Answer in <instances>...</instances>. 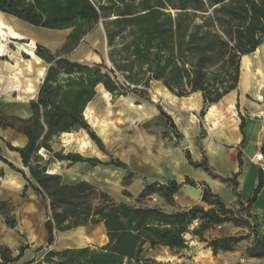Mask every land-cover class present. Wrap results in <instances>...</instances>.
<instances>
[{
    "label": "trees",
    "instance_id": "16d2710c",
    "mask_svg": "<svg viewBox=\"0 0 264 264\" xmlns=\"http://www.w3.org/2000/svg\"><path fill=\"white\" fill-rule=\"evenodd\" d=\"M0 13L36 28L71 31L57 54L37 45L36 54L49 67L37 97L28 103L30 116L0 111V129L27 140L24 148L9 144L8 149L20 155L30 173L26 181L48 203L47 245H54L57 232L100 225L108 240L102 247L51 248L43 259L30 264H164L148 253L164 248L178 254L188 249L189 233L204 241L203 232L209 227L238 223L233 212L209 191L202 195L204 203L214 206L209 211L193 207L168 213L159 207L117 202L86 181L69 182L49 174L39 153L43 150L59 162L124 168L120 162L56 152L52 142L64 133L83 129L104 151L101 139L84 118L99 86L113 96L129 91L142 94L139 87L148 88L155 81L179 98L200 93L204 108L220 102L238 88L243 57L264 45V0H0ZM100 24L112 67L104 61L89 65L67 59L65 55ZM262 186L263 174L255 197ZM181 187L175 181L151 184L139 199L158 193L172 205ZM195 222L201 225L191 231ZM245 238H221L209 247L214 252L230 251ZM28 249L22 246L12 256L0 247L2 264L18 263Z\"/></svg>",
    "mask_w": 264,
    "mask_h": 264
},
{
    "label": "rangeland",
    "instance_id": "374dc122",
    "mask_svg": "<svg viewBox=\"0 0 264 264\" xmlns=\"http://www.w3.org/2000/svg\"><path fill=\"white\" fill-rule=\"evenodd\" d=\"M4 17L9 21L10 25L17 26L14 28L18 32L26 36L23 41L18 42L29 43L32 34L40 32L48 33L54 37L52 44H47L42 39L36 42V45L48 49L53 54H57L61 50L71 32L70 30L55 31L36 28L14 17L8 15H4ZM7 45V56L0 58V83L2 84H0L2 88L0 90V111L5 114L25 115V108L30 100L35 99L45 77L39 80L37 77H32L33 75L26 77V74L22 77V81L20 80L19 90L14 92L17 89L12 87L9 74L13 70L16 61L21 57L25 61L31 58L25 53L17 54L18 47L14 42ZM108 51L109 47L104 27L99 25L83 39L73 52L65 55V57L70 61L89 65L104 61L107 67H112ZM263 51L260 50L259 53L262 54L264 53ZM44 67L45 72H47L49 65L45 63ZM30 77L33 78V93L27 92L28 87H30V82L28 81ZM118 77L122 81V77L120 75ZM139 89L143 91L142 94L129 91L123 95L113 96L102 86H99L97 90L98 98L93 103H90L84 112L85 120L100 137L103 143L102 146L107 152V158H115L126 163L129 169L132 170L130 175L123 177L119 171L114 169L97 170L86 164L59 162L45 151L39 154L44 160L43 164H47V170H53L55 174L60 175L65 181H86L97 189L107 192L117 202L159 207L169 212L171 204L158 193H152L143 199H139V196L132 194L134 190H132L131 184L136 181V178H139L138 174L141 170L142 157L148 155L147 153L151 155L159 153V151H156V142H163L166 150L169 151L176 142H179L180 138L174 124L166 118L165 115L167 114H162L163 110L159 106L160 104L165 106L164 96L162 95V83L152 81L148 88L139 87ZM156 108L159 109L160 114ZM1 130L0 157L6 161H8L6 158H9L10 161L8 163H11L14 168L12 169L0 160V247L7 248L12 256H16L22 246H28L29 249L25 252V257L15 264H30L34 261L32 259H43L44 255L52 248L47 245V232L45 229V222L50 211L46 210L48 203L26 181L25 177H30V173L23 166L22 161L21 163H16L11 157L7 156V152L10 151L8 145L10 143L13 144L14 139H24L25 141L26 139ZM73 133L80 136L87 134L83 129H78ZM88 137L90 138L89 135ZM67 139L68 137L62 135L54 139L52 142L54 150L63 154H78L73 143L69 144V146L67 145ZM13 145L20 148L15 143ZM14 153L18 154L17 152ZM82 156L91 158L94 157V154H82ZM17 181L22 184L21 188L18 187ZM137 183L140 182L137 181ZM196 225L194 224L191 227V231L196 229ZM61 236L63 238L60 240ZM79 236L88 238L90 240L89 243L84 246L78 245L76 239ZM203 239L204 241H201L189 233L186 235L187 250L173 254L168 249L159 248L155 251H150L148 256L164 264H251V256L264 253L263 246L258 243L253 245L250 243L249 238H245L233 246V249L230 250L232 253L225 255L227 258H222V250L218 249L219 256L214 259L206 254V251L211 248L209 244L212 241L205 240L204 236ZM104 243L105 238L102 227L89 226L79 227L65 233L57 232L53 248L101 246ZM39 248H42V250L38 251ZM167 258H171V261L167 262ZM0 264H2L1 260Z\"/></svg>",
    "mask_w": 264,
    "mask_h": 264
},
{
    "label": "crops",
    "instance_id": "0c3cea01",
    "mask_svg": "<svg viewBox=\"0 0 264 264\" xmlns=\"http://www.w3.org/2000/svg\"><path fill=\"white\" fill-rule=\"evenodd\" d=\"M260 50H264V45L253 54L243 57L238 88L216 104L204 108L203 98L198 93L179 98L173 94L165 96L162 92L165 106L161 104L159 106L163 114H167L173 120L180 136L179 142H176L169 151L166 150L163 142H156V151L159 153L156 155L147 153L148 155L142 157L139 178L131 184L134 190L132 194L136 196H140L148 185H165L175 181L180 186L192 185L218 197L225 207L233 212L238 223L230 221L209 227L203 232L207 241L243 235L249 238L251 244L258 243L264 247V53L260 54ZM0 90H2L1 86ZM97 98L98 94L91 103ZM167 102L171 105H167ZM25 109V115L12 114L28 118L30 111L28 107ZM156 110L160 114L159 109L156 108ZM202 111H205L203 116ZM1 131L23 137L12 130ZM184 138L188 141L185 148L182 146ZM13 144L10 143L16 147ZM93 144L100 155L96 154L91 158L101 162H120L125 165L124 168L97 165L95 169H114L123 177L132 173L126 163L115 158L108 159L106 150L102 151L95 142ZM257 154H261L260 162L255 160ZM7 156L16 163H21L18 154L8 151ZM6 159L10 161L9 158ZM261 174H263V186L255 197ZM253 199L254 201L251 202ZM193 207H201L206 211L214 209V206L204 203L202 199L198 202L191 200L180 189L174 195L171 210L168 213L186 211ZM194 224H197L196 229L201 225L199 222ZM100 227L104 232L105 243L97 247L104 246L108 241L104 227L102 225ZM71 248L77 247L56 250ZM231 253V251H222V258H227L225 255ZM206 254L214 259L219 256V252H214L212 248H209ZM41 259L32 260L38 262ZM251 259V264H264V253L253 255Z\"/></svg>",
    "mask_w": 264,
    "mask_h": 264
},
{
    "label": "bare ground",
    "instance_id": "6f19581e",
    "mask_svg": "<svg viewBox=\"0 0 264 264\" xmlns=\"http://www.w3.org/2000/svg\"><path fill=\"white\" fill-rule=\"evenodd\" d=\"M15 26L10 25L9 21L4 17V14L0 13V58L7 56V49H8V45L7 44L12 43V42H14L15 44H17V47H18L17 54H19V53H23L24 54L25 53V54H27L31 58L30 60L25 61L23 59V57H21L18 61H16L15 65L13 66V70H11V72H10L9 79L11 80L12 87L15 88V89H17L14 92H16V91L19 90V87H20L21 81H22L21 79H23L22 77H24L26 74H27L26 77H28L30 75H33L32 77H37V79H39V80H41V79H43L45 77V75H46L45 74L46 73L45 72V67H44L45 61H43L36 54V51H35L36 48H37L36 42L38 40H41L42 39L47 44H50V43L52 44L53 43V40H54V37H52L48 33H42V32H40V33H37V34H32L29 43L18 42V41H23L26 36L24 34L18 32L14 28ZM7 31H9V32H7ZM14 54H16V53L14 52ZM94 59H95V57H94ZM248 61L249 60L247 58V60H246V64L247 65H248ZM28 81L30 82V87H28L27 92L28 93H33L34 92V88H33V78L30 77ZM28 81H27V83H29ZM198 94H200V93H198ZM157 95L160 96V94H158V93H157ZM163 95H165V96H171V93L164 86H163ZM168 104L171 105L169 102H167V105ZM88 115H89V113H88ZM89 120H90V118H89ZM83 135L84 136H80L79 134H74V133H64V134H62V136L68 137V139H67V145L68 146L71 143L74 144L75 150L77 151V153H79L81 155L82 154L83 155L84 154H89V155L90 154H94V155H96V154L98 155L99 154L100 155V153L98 152L97 148L94 146L92 140L88 137V135L87 134H83ZM14 143H15V145H17L19 147H24L26 145L25 144L26 141L24 139L16 140V141H14ZM42 151L40 153H42ZM48 173L49 174H55L53 170L52 171H48ZM12 179H14V178H12ZM17 183H18V187L21 188L22 187V184L20 183V181H17ZM17 183H16V185H17ZM62 238L63 237L61 236L60 237V240ZM89 241L90 240L88 238L83 237V236H79L76 239V242L80 246L86 245L87 243H89ZM166 261L167 262H170L171 261V258H167Z\"/></svg>",
    "mask_w": 264,
    "mask_h": 264
},
{
    "label": "water",
    "instance_id": "95a60500",
    "mask_svg": "<svg viewBox=\"0 0 264 264\" xmlns=\"http://www.w3.org/2000/svg\"><path fill=\"white\" fill-rule=\"evenodd\" d=\"M33 27V26H32ZM188 145L187 139H183L182 146L185 148ZM181 190L185 192L188 197L193 201H200L202 199L203 190L196 188L192 185H184L181 187Z\"/></svg>",
    "mask_w": 264,
    "mask_h": 264
},
{
    "label": "built area",
    "instance_id": "2783aa9c",
    "mask_svg": "<svg viewBox=\"0 0 264 264\" xmlns=\"http://www.w3.org/2000/svg\"><path fill=\"white\" fill-rule=\"evenodd\" d=\"M261 154H257L256 156H255V160L257 161V162H260L261 161Z\"/></svg>",
    "mask_w": 264,
    "mask_h": 264
}]
</instances>
